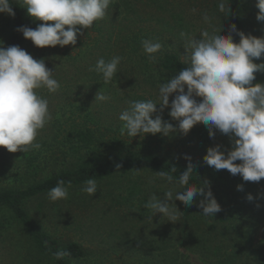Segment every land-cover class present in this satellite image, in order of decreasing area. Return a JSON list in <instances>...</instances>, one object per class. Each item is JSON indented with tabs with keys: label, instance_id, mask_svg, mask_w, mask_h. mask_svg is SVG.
Listing matches in <instances>:
<instances>
[{
	"label": "trees",
	"instance_id": "1",
	"mask_svg": "<svg viewBox=\"0 0 264 264\" xmlns=\"http://www.w3.org/2000/svg\"><path fill=\"white\" fill-rule=\"evenodd\" d=\"M10 2L15 16L0 13V46L24 49L33 42L17 28L36 29L44 22L31 17L21 0ZM225 2L231 8L228 16L219 12L218 0H200L198 15L206 13L209 16V32L215 29L219 34L221 29L223 35H228L230 26L235 24L238 31L231 35L236 43L240 41V31L264 38V22L256 18L257 2ZM112 3L114 6L107 9L109 20L104 16L91 28L77 26L80 32L76 45L39 47L43 52L28 53L45 62L54 55L66 64H73L81 60L87 50H95L94 65L101 57L108 61L120 56L117 77L112 80L121 84L133 78L134 83L133 90L124 99L156 101L159 86L188 66L186 54L180 53L179 41L184 38L177 30L185 27L186 15L192 14L196 0H112ZM146 15L151 21L157 20L155 24L146 25L151 27L149 29L140 22ZM144 39L158 40L162 44L155 61L149 60L144 52L141 43ZM253 62L264 63V55L254 58ZM90 68L86 67L87 79L98 80L94 79L97 73ZM255 76L252 84L264 85V71L256 72ZM47 96V92L43 94L46 99ZM174 96H170V102ZM157 107L153 116L160 115L166 122L175 121L169 115L170 106L163 112L159 111V105ZM71 112L52 120L49 131L38 133L39 150L9 152L0 146V243L8 244V252L14 253L13 264H264V178L259 182L244 181L239 174L232 175L226 169L215 170L208 166L202 161L205 154H194L188 186L204 185L205 191L210 189L221 211L215 216H204L198 206L203 196L187 207L175 200L174 195L169 206L176 205L182 213L181 220L168 221L162 213L154 214L144 205L153 194L163 198L168 190L174 193L183 190L161 180L156 172H170L175 167L176 171L171 173L175 181L189 161L182 156H161L152 142L137 139L140 134L136 137H129L126 131L121 134L120 113L106 116L98 110L79 108L75 104ZM200 127L203 131L205 125L202 123ZM200 131L197 128L193 132L202 138L203 146L209 148L207 133L201 131L199 135ZM219 142L226 153L232 147L227 135L221 134ZM87 179L97 182L94 196L81 191ZM150 179L154 182L149 183ZM59 180H63L66 187L69 182L71 184L68 197L61 199L68 207L67 212L75 207L85 212L93 210L92 214L101 221L102 214L114 216L113 223L117 217L134 220L133 227L147 231L152 242L146 249H136L137 255L131 260L106 263L91 244L69 235L50 233L37 222L29 206L39 200L36 208L41 212L58 208L59 202H51L47 193ZM238 185H242V190H238ZM249 195L252 200L248 199ZM59 211L63 216L64 211ZM100 219H95L96 224L90 227L96 229L97 234L102 226ZM69 222L75 221L69 218ZM78 223L83 224L82 221ZM81 229L78 226V230ZM79 233L83 239L82 232ZM58 251L67 255L55 259L54 253Z\"/></svg>",
	"mask_w": 264,
	"mask_h": 264
},
{
	"label": "clouds",
	"instance_id": "2",
	"mask_svg": "<svg viewBox=\"0 0 264 264\" xmlns=\"http://www.w3.org/2000/svg\"><path fill=\"white\" fill-rule=\"evenodd\" d=\"M27 13L44 23L36 29L19 26L17 31L30 39L35 46L46 47L57 45H76L80 28H91L96 21L104 18L112 0H21ZM10 0H0V13L15 16ZM257 20L264 22V0H257ZM218 10L224 16L231 12L225 0H218ZM203 19L210 22L205 13ZM53 22V23H48ZM67 26V27H66ZM232 24L228 35L202 30L200 39L189 38L181 32L184 38L188 66L159 86L156 101L132 100L129 107L123 110L118 119L123 122L121 134L136 137L138 134L169 135L176 131L171 123H166L160 115L170 106L169 115L179 122L178 130L187 135L197 123H203L209 130L210 138L219 131L229 136L232 147L227 153L220 145L209 147L204 156V162L215 170H228L232 175L239 174L244 181L259 182L264 178V85L252 82L256 72L264 71V63H254V58L264 55V38L245 35L238 32L239 43L234 42L232 32H237ZM144 52L149 60L157 59L156 53L162 49L157 40L144 39L141 41ZM122 57L113 56L106 61L99 58L90 68L97 74H102L104 84L112 81L117 74ZM181 63H184L182 60ZM53 70L46 67L44 59H34L26 50L19 46H0V146L9 152L29 149L39 150L41 145L36 141L40 130L49 124L53 117L49 110V102L38 92L46 89L48 93H56L60 83L53 78ZM175 94L170 102V96ZM200 98V99H197ZM110 97L101 90L95 101H107ZM189 161L187 168L174 181L170 172L158 171L156 175L169 184L178 185L183 190H168L163 198L153 194L144 205L154 214L162 213L168 221L181 220L182 213L178 208L170 207L169 201L175 200L191 207L197 197L203 196L199 207L204 216H215L221 211V206L209 189L204 185L188 186L193 174L192 158L185 155ZM240 161L239 163H236ZM119 168L120 166L117 165ZM149 180V183H153ZM69 182L65 186L63 180L51 188L47 197L55 202L68 197ZM242 190V185H238ZM83 193L94 196L97 193L95 179H87L81 188ZM252 200L251 195L248 196ZM67 255L64 251L54 253L55 259Z\"/></svg>",
	"mask_w": 264,
	"mask_h": 264
},
{
	"label": "rangeland",
	"instance_id": "3",
	"mask_svg": "<svg viewBox=\"0 0 264 264\" xmlns=\"http://www.w3.org/2000/svg\"><path fill=\"white\" fill-rule=\"evenodd\" d=\"M188 1V0H183ZM246 3L253 4L257 0H243ZM200 0H196L195 9L192 11V14L186 15L185 27L178 28L179 35L181 32L187 33L189 38L200 39V33L202 30H207L209 22L206 23L202 15H198L200 9ZM111 7L114 6V3L110 4ZM108 10H106L105 19L109 20V15H107ZM196 16V17H195ZM144 19L140 20L145 28H151L146 26L150 22L155 24L157 20L151 21L149 15L143 17ZM127 21V19H125ZM255 20V19H254ZM128 22V21H127ZM141 24V25H142ZM184 24V23H183ZM151 30V29H150ZM160 30V29H157ZM179 40V39H178ZM181 44L180 53L186 54V49L184 48L185 40L179 41ZM27 52H43L39 47L35 46L34 43L29 44L24 48ZM95 50H87L86 55L81 60H76L73 64H66L60 61V58L54 55H50V60L45 62L46 67L52 69L53 78H55L60 83V89L56 93H48L46 89L38 90L39 94L43 96L47 92V100L49 102V110L52 114L54 120L56 117H65L66 115L72 114V104L79 105V108L85 107L98 110L101 114L106 116H114L121 113L123 110L129 107V101L124 99V96L130 93L133 90V78L127 82L119 84V81H113L108 84L103 83L102 74H97L94 76V79L98 80H88L86 74V67L94 66V54ZM128 69V66L126 67ZM65 80V81H64ZM102 91L105 95L109 96L110 99L107 101H95V97L99 91ZM74 102V103H73ZM125 106L123 109L121 106ZM155 118V116H153ZM163 120V119H162ZM166 122V120H163ZM171 123L176 131L171 132L169 135H164L162 133L157 134H140L137 136V139L142 141L152 142L154 148L158 150V153L166 158L172 157H184L185 155L194 157V154H207L208 148H205L201 143L202 138L197 136L193 132L195 129L200 128L202 131V123H197L194 125L187 135H184L178 130L179 122L175 120ZM204 125V124H203ZM50 123L45 126L44 129L39 132L49 131ZM49 129V130H48ZM199 130V129H198ZM199 132V135L202 132L207 133V137L210 140L208 147H214L220 145L221 134L219 131L216 132L214 138H210L209 130L205 126L202 132ZM207 145V142L205 143ZM198 155V157H199ZM204 161V157L203 160ZM39 200H36L30 204L29 209L33 214L37 222L50 233L56 235L71 236L73 239L78 241H84V244H91L100 259H105L106 263H110L111 260L115 262H121L122 260H131L134 256L137 255L136 249H146L152 240L148 239L149 233L147 231H142L138 227H133V222L128 219H120L117 217L114 220L116 226L113 223L114 216L110 214H102L101 219L92 214L93 210H88L87 212L81 211L75 207H71V212H67V208L64 205V201H55L58 203V208H55L52 211H39L36 206ZM49 202V201H48ZM47 202V203H48ZM48 206V205H47ZM59 210L64 211V215H59ZM49 213H53L50 215ZM70 219H74L75 222H69ZM95 219H100L99 234H97L96 229H91V225H95ZM82 221L83 224L78 222ZM86 223V224H85ZM78 226H81L82 229L78 230ZM97 226V225H96ZM143 229V228H142ZM82 232L83 239H80V233ZM97 235V236H95ZM83 243V242H82ZM8 244L0 243V264H13L14 253L8 252ZM135 248V249H134ZM10 254V255H7ZM135 258V257H134Z\"/></svg>",
	"mask_w": 264,
	"mask_h": 264
}]
</instances>
